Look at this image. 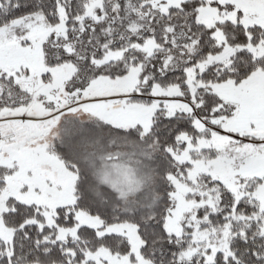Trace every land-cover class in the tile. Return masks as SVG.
<instances>
[{"label": "snow or ice", "instance_id": "obj_1", "mask_svg": "<svg viewBox=\"0 0 264 264\" xmlns=\"http://www.w3.org/2000/svg\"><path fill=\"white\" fill-rule=\"evenodd\" d=\"M0 264H264V0H0Z\"/></svg>", "mask_w": 264, "mask_h": 264}]
</instances>
